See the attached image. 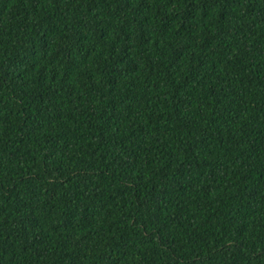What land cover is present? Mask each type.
<instances>
[{"label":"trees","instance_id":"16d2710c","mask_svg":"<svg viewBox=\"0 0 264 264\" xmlns=\"http://www.w3.org/2000/svg\"><path fill=\"white\" fill-rule=\"evenodd\" d=\"M0 264H264V0H0Z\"/></svg>","mask_w":264,"mask_h":264}]
</instances>
